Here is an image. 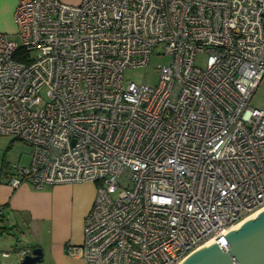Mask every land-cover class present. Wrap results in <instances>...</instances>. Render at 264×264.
<instances>
[{"label":"built area","instance_id":"2783aa9c","mask_svg":"<svg viewBox=\"0 0 264 264\" xmlns=\"http://www.w3.org/2000/svg\"><path fill=\"white\" fill-rule=\"evenodd\" d=\"M14 19L0 33V137L32 154L8 182L96 187L68 255L180 264L264 207V109L251 105L264 0H19ZM157 48L158 83L126 82Z\"/></svg>","mask_w":264,"mask_h":264},{"label":"crops","instance_id":"0c3cea01","mask_svg":"<svg viewBox=\"0 0 264 264\" xmlns=\"http://www.w3.org/2000/svg\"><path fill=\"white\" fill-rule=\"evenodd\" d=\"M61 1L77 5L82 0ZM18 4L19 0H0V33H16L14 16ZM9 164L6 158L0 161V202L4 206L0 213V264H22L18 239L13 236L14 229L20 225L35 235L37 247L43 252L40 264H83L81 259L67 254L66 246L81 244L83 240L84 220L96 196L95 185L62 183L36 189L22 183L12 187L8 182L12 174Z\"/></svg>","mask_w":264,"mask_h":264},{"label":"water","instance_id":"95a60500","mask_svg":"<svg viewBox=\"0 0 264 264\" xmlns=\"http://www.w3.org/2000/svg\"><path fill=\"white\" fill-rule=\"evenodd\" d=\"M22 264L42 259L34 248ZM180 264H264V207L243 219L206 246L192 252Z\"/></svg>","mask_w":264,"mask_h":264},{"label":"rangeland","instance_id":"374dc122","mask_svg":"<svg viewBox=\"0 0 264 264\" xmlns=\"http://www.w3.org/2000/svg\"><path fill=\"white\" fill-rule=\"evenodd\" d=\"M162 50L157 48L154 54L150 57L147 66L140 68H128L124 72L126 82L134 81L137 83H148L155 86L159 81V65L167 64L169 57L159 54ZM196 65L204 67L206 63V55L199 54L195 59ZM251 105L253 107L264 109V77L261 80L258 88L256 89ZM32 154V148L24 141L14 139L10 136H2L0 138V161L6 158V161L11 164L18 162H26ZM96 188V187H95ZM16 233H15V232ZM13 236H15L16 243L18 242L19 248L38 246V241L29 229L20 225V228H15ZM24 232V233H22Z\"/></svg>","mask_w":264,"mask_h":264},{"label":"trees","instance_id":"16d2710c","mask_svg":"<svg viewBox=\"0 0 264 264\" xmlns=\"http://www.w3.org/2000/svg\"><path fill=\"white\" fill-rule=\"evenodd\" d=\"M7 165L6 163L3 162L2 168H5Z\"/></svg>","mask_w":264,"mask_h":264}]
</instances>
